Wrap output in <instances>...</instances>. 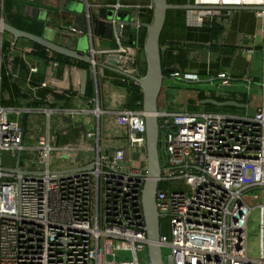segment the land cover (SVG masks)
Segmentation results:
<instances>
[{"label": "built area", "instance_id": "obj_1", "mask_svg": "<svg viewBox=\"0 0 264 264\" xmlns=\"http://www.w3.org/2000/svg\"><path fill=\"white\" fill-rule=\"evenodd\" d=\"M187 5L195 7L185 10L188 29L220 17L221 7L261 8L253 13L261 19L264 35V0H191ZM85 6L91 96L79 94L82 70L76 61L57 60L43 48V55L34 54L39 51L27 40V47L11 43V55L0 59V264H149L148 256L138 257L147 254L149 243L141 206L147 181L145 113L127 108L126 100L121 107L109 106L111 98L104 101L98 81L100 65L117 71L122 83L129 81L125 75L132 76L134 49L118 35L113 36L114 48L97 49L93 6L87 1ZM121 8L118 2L113 5L115 12ZM59 27L62 43L57 45L74 50V35L81 33L72 25ZM3 64L8 84L16 85L20 95L13 105L2 87ZM169 78L198 81L196 74L180 70ZM217 78L230 86L228 73ZM262 89L264 93V80ZM33 116L44 117V130L32 132L35 144L29 146L25 131ZM55 117L64 121L52 127ZM105 118L111 119L109 129ZM158 123L164 158L155 207L159 222L167 226L160 231L159 245L169 252L163 264H264V206L257 207L259 257L252 259L247 255L252 208L244 199L248 191L264 188V95L250 118L176 111L159 113ZM77 127L74 142L58 140ZM18 152L21 174L10 171ZM53 159H76L78 164L55 170ZM117 253L128 258L118 260Z\"/></svg>", "mask_w": 264, "mask_h": 264}, {"label": "crops", "instance_id": "obj_2", "mask_svg": "<svg viewBox=\"0 0 264 264\" xmlns=\"http://www.w3.org/2000/svg\"><path fill=\"white\" fill-rule=\"evenodd\" d=\"M86 1L93 6L90 11L91 13L93 12V15H96L101 8L114 11L113 5L118 2L122 5L119 12L132 15L138 21L137 40L135 44L131 45L134 49L132 76L141 79L146 72L143 44L146 25L152 20L153 0H0V19L11 27H13L12 24H15L21 27L22 31L39 36V27L41 28L40 20L26 17L27 11H32L34 7L45 10L47 17L50 16V18L49 20L47 19L44 25H47L50 29H60L59 26L72 24L74 16L69 13V9L74 5L73 3H81L82 9L80 11L84 15ZM180 1L172 0V4L170 5L184 6L191 0H186L183 4ZM95 6H98V9H95ZM220 12V17L206 21L200 29H185L181 35L182 39L176 40L182 46L190 48L187 49L185 54L187 65L182 67L180 62L174 60L169 64L167 69L170 71L180 70L197 75L198 81L173 80L175 85L180 88V91H184L183 84L185 86L189 84H202L197 86L201 90L195 91L194 97L197 99V102L188 100L187 102L193 103V105L191 104V107L188 105L180 108L182 112H205L250 118L261 107L264 95L262 89L264 80V35L261 31L262 21L254 15L253 11L220 10ZM175 22L176 19L172 15L168 21V36L176 34L177 28L175 27ZM213 24L220 27L221 32L214 42L216 46L210 47L209 28ZM13 42L14 40L10 35L0 33V59L3 57V60L6 61L7 57L11 55L10 45ZM94 45L99 50H106L114 48L115 42L113 36L109 40L98 37ZM15 46L27 47V44L25 40L20 39L15 43ZM14 49L18 52L17 48ZM249 49H252V54L247 53ZM167 52H170L168 46L162 45L160 47L161 56H164ZM171 55L177 57L178 52L171 50ZM62 64H64L63 61ZM63 66L61 65V69ZM1 70L3 76L6 77V64H3ZM224 72L231 76V84L228 87L222 86L220 80L217 78L218 74ZM244 77L251 78V84L245 83ZM88 81L91 83L93 94L94 81L90 74H88ZM98 81L102 88L101 91L103 92L101 94L105 102L111 94L119 95L122 103L127 100V95L129 96L128 91L121 85L120 77L116 72L101 69ZM126 83L127 86H138L131 80ZM138 88L140 87L138 86ZM169 89L171 88L168 86L163 87L162 83L160 94L163 93L164 97L168 99L167 93ZM9 94L12 97V101L9 102L15 104V99L20 97L19 92L17 94L9 92ZM3 104H6V102ZM158 106L160 107V105ZM158 111L159 113H171V111L160 110L159 108ZM107 141H109L108 138ZM258 206L260 205L254 208L251 207L252 211Z\"/></svg>", "mask_w": 264, "mask_h": 264}, {"label": "water", "instance_id": "obj_3", "mask_svg": "<svg viewBox=\"0 0 264 264\" xmlns=\"http://www.w3.org/2000/svg\"><path fill=\"white\" fill-rule=\"evenodd\" d=\"M153 15L151 23L146 25L143 51L146 59L145 75L138 79L131 75H125L128 79L135 82L142 91V110L144 116L145 128V156H146V178L142 193L141 206L145 221L146 236L149 241L147 245V256L149 264H163V256L159 245L160 223L159 215L155 207V194L157 190V179L160 175V159L158 153L159 139V123H158V106L157 101L161 91L162 83L165 79L162 71V56L160 53L159 39L165 23L166 13L170 10H188L195 8L189 5H170L167 0H153ZM221 10L234 11H259L261 8L256 7H221ZM73 14L72 27L79 33L86 34L88 31V23L83 13L76 9L74 5L70 7ZM139 23L135 17L127 13L108 11L105 8L99 9L96 15L91 13V29L95 37L111 39L112 36H120L123 44H135L138 35ZM0 30L10 35L14 42L18 40H27L34 45L43 49H47L52 53L71 59L76 62L90 64L89 57L76 50L63 48L53 42L44 40L43 38L18 30L4 23L0 19ZM100 68L114 71L106 66L100 65ZM117 72V71H114ZM88 72L82 70L80 77L79 94L85 96ZM26 117L22 120V130L25 129ZM20 152L16 154L14 169L10 170L15 174H21L19 170ZM88 166L87 168H91Z\"/></svg>", "mask_w": 264, "mask_h": 264}, {"label": "rangeland", "instance_id": "obj_4", "mask_svg": "<svg viewBox=\"0 0 264 264\" xmlns=\"http://www.w3.org/2000/svg\"><path fill=\"white\" fill-rule=\"evenodd\" d=\"M74 7L78 10L82 9L81 3H73ZM26 17L34 18V19H39L40 20V25L41 28L39 27V32L38 35L43 38L44 40L56 43V44H61L62 43V38L60 36V30L59 29H50L47 25H44V23L49 20L50 16L47 17L46 11L41 10L39 8H35L32 11H27L25 14ZM50 22V21H48ZM24 28V27H23ZM25 29V28H24ZM131 45V44H130ZM88 37L86 34H76L74 35L73 43H72V48L76 49V51L81 52L85 54L88 50ZM202 84H189V85H184V91H180V88L175 85V82L171 78H166L163 81V87H169L171 89L168 90V99L164 97V94H160L158 97L157 101V106L160 110H168V111H181L184 106H188L189 102L188 100L195 101L197 102V99L194 97L195 91L196 90H201L197 86H200ZM110 96V106H116V107H121L122 105V99L115 96V94H111ZM180 109V110H178ZM29 122H27L26 126V131H25V137H26V142L25 145L33 146L35 144V140H31V134L33 131H36L37 134H41L44 130V117L42 116H33L29 117ZM64 121V117H55L51 120V126L55 127L56 124L61 123ZM104 128L108 129L111 125V119L105 118L103 121ZM77 129H80V127H77L75 130H69L66 133L59 134L58 135V140L62 143H66L67 141L74 142L76 139L77 134ZM78 146V143L77 145ZM158 152H159V157L160 160L162 161L164 158V153H163V146L162 144L159 145L158 147ZM79 159V158H78ZM76 159L74 160H68V159H62V160H54L52 162V167L51 169L55 170H62V169H70L76 166L78 163L75 162ZM254 195L257 196L256 199H254ZM245 202L250 206V207H256L257 205H263L264 206V188H259L255 190L248 191L244 195ZM263 218H264V213H263ZM162 226V231L167 230V226L165 222H161ZM163 259L166 258L167 254L169 253L167 249H161ZM247 255L249 258L256 259L259 257V211L257 208L253 209L251 211L249 218H248V223H247ZM128 258L127 253H117L116 258L118 260ZM139 259L140 258H147L146 253H142L138 255ZM144 264L143 262H141Z\"/></svg>", "mask_w": 264, "mask_h": 264}, {"label": "trees", "instance_id": "obj_5", "mask_svg": "<svg viewBox=\"0 0 264 264\" xmlns=\"http://www.w3.org/2000/svg\"><path fill=\"white\" fill-rule=\"evenodd\" d=\"M184 2H186V0L180 1L181 4H183ZM167 3L172 4V0H167ZM172 15H174V17L176 19L175 27L177 28V32H175L176 34H173L172 36H168L167 35L168 21L170 20V17H172ZM150 23H151V21H150ZM12 26L18 30L22 29L21 27L15 25V24H12ZM186 28L187 27L185 25V12L184 11H181V10L167 11L165 23H164V26H163V29H162V32L160 35V39H159V46L161 47L162 45L165 44L166 46H168V48L170 50V52L165 53L161 59L162 71H163V75H164L165 79L169 78V74L172 72V70L170 71L169 69H167V67L174 60L180 62V65L182 67L187 65V60L185 58V54L187 52V49H190V48L187 46H182V44H179L180 42L176 40V39H178V40L182 39L181 35L185 31ZM25 31H28V30H25ZM220 32H221V28L214 25V24L209 28L210 47L216 46L214 44V42L217 40ZM33 46L35 49H37L39 51L38 53H34V54H37L40 56L44 54V50L41 47H39L37 45H33ZM171 50H175L178 52L177 57H173L171 55ZM167 51H168V49H167ZM55 58L57 60L62 59V57L58 56V55H55ZM16 61L18 62V60H16ZM62 61L65 63L68 62V60H62ZM75 66H77V68L80 70L87 69V67H88V65H86L84 63H80V62L75 63ZM121 85L127 89L128 94H129V96L127 95V100H126L127 108H130V109L142 108V92H141V89L138 88V86H127L126 82H123V83L121 82ZM2 87L5 90H7L8 92H12L14 94H17V92H18L17 86L16 85H9L8 80L4 76H3ZM91 95H92L91 83L88 81L87 86H86V90H85V97H89ZM138 103H139V105H137ZM8 104L13 105V103H11V102H9ZM191 104L193 105V103H191ZM191 104L189 103L190 107H191ZM171 112H174V111H171ZM160 231H162L161 221H160ZM162 232H164V230Z\"/></svg>", "mask_w": 264, "mask_h": 264}, {"label": "flooded vegetation", "instance_id": "obj_6", "mask_svg": "<svg viewBox=\"0 0 264 264\" xmlns=\"http://www.w3.org/2000/svg\"><path fill=\"white\" fill-rule=\"evenodd\" d=\"M160 223V222H159Z\"/></svg>", "mask_w": 264, "mask_h": 264}]
</instances>
